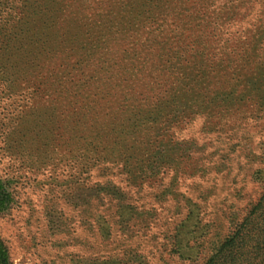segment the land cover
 Instances as JSON below:
<instances>
[{
	"label": "rangeland",
	"instance_id": "obj_1",
	"mask_svg": "<svg viewBox=\"0 0 264 264\" xmlns=\"http://www.w3.org/2000/svg\"><path fill=\"white\" fill-rule=\"evenodd\" d=\"M11 264H264V0H0Z\"/></svg>",
	"mask_w": 264,
	"mask_h": 264
},
{
	"label": "trees",
	"instance_id": "obj_2",
	"mask_svg": "<svg viewBox=\"0 0 264 264\" xmlns=\"http://www.w3.org/2000/svg\"><path fill=\"white\" fill-rule=\"evenodd\" d=\"M8 198V195H6L4 193V190L2 189V185L0 183V212L4 209L6 200ZM227 257L224 258V260L222 261L224 264V262H227ZM221 262H218V259H214L212 258L208 263L206 264H220ZM0 264H11L9 261V257H8V253L3 245V243L0 241Z\"/></svg>",
	"mask_w": 264,
	"mask_h": 264
}]
</instances>
